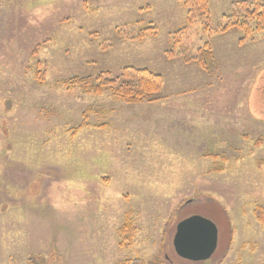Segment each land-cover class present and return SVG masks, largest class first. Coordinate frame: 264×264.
Returning <instances> with one entry per match:
<instances>
[{
	"label": "rangeland",
	"instance_id": "374dc122",
	"mask_svg": "<svg viewBox=\"0 0 264 264\" xmlns=\"http://www.w3.org/2000/svg\"><path fill=\"white\" fill-rule=\"evenodd\" d=\"M208 1L206 20L184 0H0V264H264V37L208 33L241 0ZM206 44L207 73L165 57ZM125 67L163 77L153 102L63 84ZM194 215L218 230L204 262L172 246Z\"/></svg>",
	"mask_w": 264,
	"mask_h": 264
},
{
	"label": "trees",
	"instance_id": "16d2710c",
	"mask_svg": "<svg viewBox=\"0 0 264 264\" xmlns=\"http://www.w3.org/2000/svg\"><path fill=\"white\" fill-rule=\"evenodd\" d=\"M208 2V0H184L185 4H191L189 5V10H197L206 20L209 18ZM232 7L231 14L229 16H223L222 23L217 30L211 31L208 28V33L221 35L227 33L231 29H237L243 35L239 43L255 40V34L264 37V5L259 3L258 0H254L251 3L241 0L235 2ZM189 16L190 15H188L187 18V25L190 26ZM181 31H183V29L180 30V32ZM124 34L121 32L120 36ZM179 34L178 32L175 33V35ZM156 35L157 28L152 25L140 29L137 35L132 39L139 41L146 37H155ZM175 37L173 35V38H171L173 47L177 46ZM177 56L180 57L185 64L195 63L206 73L210 71L209 65L214 64L213 52L209 44H206L204 50L199 51V54L193 57L172 51H167L165 53L167 59ZM36 80L39 83L41 82L39 72L36 74ZM163 82V77L161 75L147 69L125 67L118 75L101 73L93 79L90 77H74L63 84L68 90L79 88L80 92H83L85 95H93L96 98L108 92L110 96L118 102L128 105H137L144 102H153L154 100L150 99V97L161 90ZM254 213L257 221L264 226V208H256ZM134 231L135 229L131 222L126 221L122 225L119 231L121 236L120 248L125 249L133 244ZM121 264H145V262L139 258H134L128 259Z\"/></svg>",
	"mask_w": 264,
	"mask_h": 264
},
{
	"label": "water",
	"instance_id": "95a60500",
	"mask_svg": "<svg viewBox=\"0 0 264 264\" xmlns=\"http://www.w3.org/2000/svg\"><path fill=\"white\" fill-rule=\"evenodd\" d=\"M218 230L208 219L194 215L175 228L172 246L176 256L187 262H204L216 251Z\"/></svg>",
	"mask_w": 264,
	"mask_h": 264
},
{
	"label": "crops",
	"instance_id": "0c3cea01",
	"mask_svg": "<svg viewBox=\"0 0 264 264\" xmlns=\"http://www.w3.org/2000/svg\"><path fill=\"white\" fill-rule=\"evenodd\" d=\"M254 44H256L255 42H254ZM200 71V70H199ZM256 83V82H255ZM254 86H255V84H254ZM254 115H256V114H254ZM263 119H264V117H263ZM262 122H264V121H262Z\"/></svg>",
	"mask_w": 264,
	"mask_h": 264
}]
</instances>
